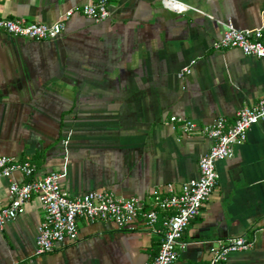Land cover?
<instances>
[{
  "label": "crops",
  "instance_id": "0c3cea01",
  "mask_svg": "<svg viewBox=\"0 0 264 264\" xmlns=\"http://www.w3.org/2000/svg\"><path fill=\"white\" fill-rule=\"evenodd\" d=\"M96 0H0V18L52 23L76 13L63 34L33 40L0 31V156L35 164L33 177L59 173L69 196L112 191L139 197L151 208L158 190L180 192L198 175L210 139L185 134L172 115L207 124L264 95V58L239 49H214L219 21L262 28L264 0H179L178 12L161 0H108L110 16L95 22L78 11ZM195 60L191 73L180 69ZM218 182L182 240L173 264H204L219 241L245 235L251 249L226 264H264V120L253 125L233 157L217 161ZM13 179L27 180L15 173ZM9 180L0 177V206ZM168 211L158 210V225ZM43 213L37 198L0 229V264H145L160 236L139 219L134 229L112 221L78 219V238L35 254Z\"/></svg>",
  "mask_w": 264,
  "mask_h": 264
},
{
  "label": "built area",
  "instance_id": "2783aa9c",
  "mask_svg": "<svg viewBox=\"0 0 264 264\" xmlns=\"http://www.w3.org/2000/svg\"><path fill=\"white\" fill-rule=\"evenodd\" d=\"M162 5L174 11L191 8L179 0H161ZM69 8L52 23L27 21L22 17L0 18V31L13 36L33 40H53L60 37L66 22L76 13ZM83 16L101 22L110 16L108 0H96L82 5L78 11ZM224 27L222 35L212 46L225 50L237 48L244 55L264 58L262 28L239 29L231 21H219ZM195 60L183 66L178 77L191 73ZM264 120V95L257 101L242 105L235 113L232 124L224 117L213 122L199 124L190 118L172 115L169 124H178L185 134H201L212 141L209 150L198 159V175L185 182L180 192H173L167 185L166 192L153 191L151 208H145L139 197L123 198L112 191H88L81 195L69 196L60 186L59 173L50 171L42 177H33L35 164L13 156H0V177L9 180L8 202L0 206V229L7 221L14 220L25 211L26 204L33 198L40 202L43 217L35 237V254L52 252L70 244L78 238V219L89 222L112 221L118 228L134 229L139 219L149 232L160 236L155 257L145 264H173L187 246L182 240L189 223L202 210L213 192L219 173L217 161L233 157L234 145L244 143L248 130ZM15 173L27 180L12 178ZM158 210L168 211V216L158 225ZM252 241L245 235L219 241L212 249L211 257L204 264H226L230 253L251 249Z\"/></svg>",
  "mask_w": 264,
  "mask_h": 264
}]
</instances>
